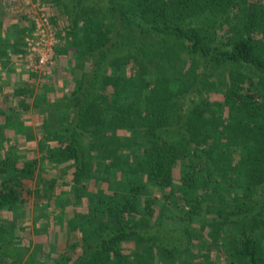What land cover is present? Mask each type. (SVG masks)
<instances>
[{
	"label": "trees",
	"instance_id": "16d2710c",
	"mask_svg": "<svg viewBox=\"0 0 264 264\" xmlns=\"http://www.w3.org/2000/svg\"><path fill=\"white\" fill-rule=\"evenodd\" d=\"M32 1L64 37L54 75L0 101V264H37L19 214L56 171L54 264H264V0ZM25 10L0 40L35 30Z\"/></svg>",
	"mask_w": 264,
	"mask_h": 264
},
{
	"label": "rangeland",
	"instance_id": "374dc122",
	"mask_svg": "<svg viewBox=\"0 0 264 264\" xmlns=\"http://www.w3.org/2000/svg\"><path fill=\"white\" fill-rule=\"evenodd\" d=\"M40 7L41 6L39 4L33 2L32 0H0V23H2L4 27L13 25L17 28L18 23H21L24 20L23 17L26 15V8H30V13H33V15L45 13L54 26L58 45L61 40L59 38V34L61 35V38L64 37V32L61 30L63 22L61 21V18H59V15H57V11L54 10L52 12V10L50 11L49 7H45L46 9L42 10ZM16 38H19V35H16ZM23 44L25 46L23 48L28 54L24 41ZM26 68V70L31 73H35L36 71L30 68L28 69V67ZM55 69L57 70L56 62L50 74L45 75L40 72L39 74L35 73L37 83L41 84L53 76L56 72ZM152 71H154V69ZM5 97L7 96L2 95L1 99H5ZM28 115L30 116V119L33 118L31 113ZM31 120L33 121V119ZM16 140L17 139H11L10 143L13 144L16 142ZM18 140L19 142L23 143V139ZM46 174L58 179L59 181H62V175H60L58 171H56V174L48 172ZM46 176L41 175L38 180L27 183V186L30 187V189L33 191V194L28 205L23 207V211L26 210V212H20L19 214L20 221L17 233L19 236L18 239L21 241L22 245L28 247L22 249V252L25 253V258L32 257L34 260H36L37 264H54L57 254H61L63 250H70V247L66 245V237H64L66 228L64 226L62 228L58 226V222L63 221V213L59 212L61 211L60 206L62 204H66L70 213L72 210L71 203L74 202V199L72 195H64V190L60 186H56L53 189V191H55V195L51 198V200L46 199L43 191L45 189L43 188L45 184L40 181V179L49 178V176ZM49 219H53L54 227L53 230L48 234L49 231L43 230L42 226ZM130 247L133 248L132 245H130ZM126 252L128 255L126 264H137L135 251L127 249ZM79 253L80 250H77V255ZM224 262L225 260L222 258L221 263L225 264Z\"/></svg>",
	"mask_w": 264,
	"mask_h": 264
},
{
	"label": "built area",
	"instance_id": "2783aa9c",
	"mask_svg": "<svg viewBox=\"0 0 264 264\" xmlns=\"http://www.w3.org/2000/svg\"><path fill=\"white\" fill-rule=\"evenodd\" d=\"M35 30L26 38L27 63L30 69L50 74L55 65L54 50L57 46L56 33L45 13L34 17Z\"/></svg>",
	"mask_w": 264,
	"mask_h": 264
},
{
	"label": "crops",
	"instance_id": "0c3cea01",
	"mask_svg": "<svg viewBox=\"0 0 264 264\" xmlns=\"http://www.w3.org/2000/svg\"><path fill=\"white\" fill-rule=\"evenodd\" d=\"M20 25V23H19ZM30 28L32 25V22H29ZM12 25H10L11 27ZM29 28V29H30ZM33 31L29 30L24 38L20 39L16 38V35L18 33H15L14 31L10 32L7 36H9V41H4L1 38L0 44H2V48H0V101L2 95L9 96L6 93V90L10 88V84L13 83V85H18V87H23L29 82V79L31 76L35 77V73L28 72L26 67H28L27 63V55L23 58L20 56V53L22 51H25L22 47H15L14 39L17 40H23L26 45V38L31 36ZM25 39V40H24ZM7 43L5 46L4 44ZM4 54L2 53L3 50ZM3 64V65H1ZM29 69V67H28ZM12 88V87H11Z\"/></svg>",
	"mask_w": 264,
	"mask_h": 264
}]
</instances>
